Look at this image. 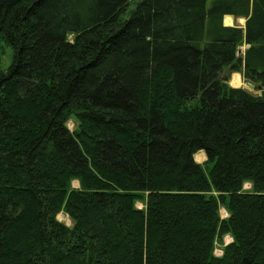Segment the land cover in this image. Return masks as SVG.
<instances>
[{"label":"trees","instance_id":"trees-1","mask_svg":"<svg viewBox=\"0 0 264 264\" xmlns=\"http://www.w3.org/2000/svg\"><path fill=\"white\" fill-rule=\"evenodd\" d=\"M134 1L0 0V264H264V0Z\"/></svg>","mask_w":264,"mask_h":264},{"label":"rangeland","instance_id":"rangeland-1","mask_svg":"<svg viewBox=\"0 0 264 264\" xmlns=\"http://www.w3.org/2000/svg\"><path fill=\"white\" fill-rule=\"evenodd\" d=\"M137 1V0H135ZM135 1L131 3V5L129 6V9L131 10L134 6H135ZM212 1L213 0H207V8H209L212 4ZM243 19V18H242ZM245 23H246V20H242V21H238V23H235L234 26H237V27H241V28H245ZM72 37V36H70ZM2 49H3V53H2V57H1V62H0V65H1V68L3 70H7V68L9 67V65L11 64V61H12V55H13V51L11 49V47H9L8 45H6L5 43H3L2 45ZM245 51V45L243 46H240L239 49H238V54H243ZM239 75V74H237ZM240 76V75H239ZM241 78V77H240ZM230 85L231 84V78H230V81H229ZM247 83L248 81H245L243 79V84L242 86L246 87L247 86ZM253 90L256 92V93H259L260 91H256L255 90V86L253 88ZM67 125L68 127L71 129V130H74L76 127H77V121L74 119V118H71L69 119V121L67 122ZM207 159V155L204 151H199L198 153L195 154V160L200 163V164H205V161ZM204 170L206 172V174H208V170L207 167L204 165ZM72 186L74 188H79L80 187V181L78 179H74L72 181ZM251 182H245L244 184V189L245 190H250L251 189ZM138 205L139 206H142V203L141 202H138ZM220 214L223 218L225 217H228L229 214H228V211L227 209L222 206L221 209H220ZM57 218L59 221L65 223L67 226H73V221L72 219L68 216V214H66L65 212L61 211L58 215H57ZM233 240L232 236L227 234L225 235L222 239H218L216 240V243H215V255L217 256H221L222 253H223V248L226 244H228L229 242H231Z\"/></svg>","mask_w":264,"mask_h":264},{"label":"crops","instance_id":"crops-1","mask_svg":"<svg viewBox=\"0 0 264 264\" xmlns=\"http://www.w3.org/2000/svg\"><path fill=\"white\" fill-rule=\"evenodd\" d=\"M227 18H229V21H228V20H225V19H227ZM241 18H243L244 20H246L245 17H235V16H233V15L227 14V15H225L224 18H223V23H224V25L234 26L235 23H238V21H239V22L241 21ZM225 21H226V22H225ZM236 74H239V75H240L241 80H242V83H241L240 85H232V86H234V87H244V86H242V84H243V77H242V74H241L240 72H233V73L231 74L230 78L232 79L233 76L236 75Z\"/></svg>","mask_w":264,"mask_h":264},{"label":"bare ground","instance_id":"bare-ground-1","mask_svg":"<svg viewBox=\"0 0 264 264\" xmlns=\"http://www.w3.org/2000/svg\"><path fill=\"white\" fill-rule=\"evenodd\" d=\"M225 20H228L229 21V18H227V19H225ZM243 19L241 18V21H242ZM226 22V21H225ZM242 83V80H241V78H240V76L239 75H234L233 76V78L231 79V84L232 85H240ZM194 158H195V156H194Z\"/></svg>","mask_w":264,"mask_h":264},{"label":"water","instance_id":"water-1","mask_svg":"<svg viewBox=\"0 0 264 264\" xmlns=\"http://www.w3.org/2000/svg\"><path fill=\"white\" fill-rule=\"evenodd\" d=\"M250 47V44H247L245 48H249ZM245 90H247L248 92L254 94V95H257L258 93H256L253 88H254V85L250 82L247 83V86L244 87Z\"/></svg>","mask_w":264,"mask_h":264}]
</instances>
